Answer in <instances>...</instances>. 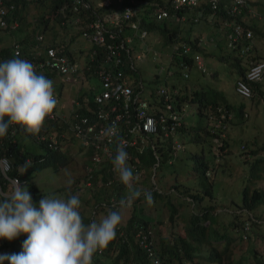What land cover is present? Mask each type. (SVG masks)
Instances as JSON below:
<instances>
[{
    "label": "clouds",
    "instance_id": "obj_1",
    "mask_svg": "<svg viewBox=\"0 0 264 264\" xmlns=\"http://www.w3.org/2000/svg\"><path fill=\"white\" fill-rule=\"evenodd\" d=\"M102 1L60 0L56 10L63 18L52 27L53 38L49 40L62 38L66 51L61 49L62 42L56 47L46 42L39 45L42 33H37L27 60L19 58L20 48L15 47L12 52L15 57L0 61V264H121V260L113 262L107 247L116 238L117 231L118 234L123 232L121 227L129 219L126 217L123 221V210L133 204L135 207L140 203L135 201L141 197L147 205H152L153 192L147 189L164 193L172 188L163 172L156 179V169L162 161L164 167L170 162L176 164L186 153L184 140L188 142L201 130L175 129L185 121L188 102L195 103L199 117L207 116L208 127H214L223 113L237 109L241 102L244 103V120L253 121L251 112L264 99L252 84L258 82L261 90L263 60L251 64L242 76H236L233 90L242 99L233 104L225 90L210 84L212 80L204 83L195 75L200 73L202 78H209L210 66L199 51L189 56L179 32L169 40H164L161 34L152 36L158 45L169 48L168 62L159 65L152 74V84L146 83L138 77V69L132 60V57L141 59L140 55L130 54L127 47V43L134 41L137 24L128 26L130 34L123 35L121 31L125 26L117 25L115 20L111 22L112 14L107 19L95 21L81 18L80 7L96 11L93 7L96 3H109V0ZM203 1L176 4L172 0V5L213 3L210 6L213 8L218 0ZM235 1L244 2L251 16L264 19L262 0ZM65 10L67 14H64ZM159 10L166 14L157 17ZM4 11H7L6 16L12 17V4ZM153 15L155 22L164 21L165 24H177L179 19L185 18L159 5L153 9ZM145 34L141 31L139 37L143 38ZM248 34L249 30L246 36ZM118 47L125 49L128 62L120 60ZM49 49L53 54L48 53ZM183 56L190 57L191 62ZM258 63H262L258 77L248 78L246 73ZM57 78H60L59 88H68V84L74 86L73 98L65 110L58 107L62 94L60 89L55 90ZM217 98H221L220 102ZM211 99L215 103L210 106ZM81 108L83 113L78 112ZM139 112L141 116L137 118ZM149 116L153 118L155 129L144 132L146 135H136L145 130L142 124ZM160 116L165 119L160 120ZM136 120L139 130L135 128ZM250 125L254 126V123ZM242 143L238 151H245L242 154L249 164L246 167L236 164L240 184L246 177L251 179L255 159ZM261 145L257 143L255 153L260 152ZM148 150L153 160L145 166V160L140 157ZM164 153H167L166 157ZM259 155L258 164L264 168V153ZM188 157L191 154L183 155L181 159ZM77 159H80L81 172L78 178L66 170L69 167L77 171L73 164ZM240 168H248V171ZM145 169L149 171L147 175ZM37 173L39 179L45 181H59V174H64L66 184L50 189L32 179ZM51 173L53 177L48 180L47 174ZM139 180L148 181L150 186L141 187ZM253 180L264 190V178ZM248 187L251 190V182L247 186L250 191ZM117 188H120L119 195L115 194ZM65 195L69 196L64 198ZM84 202L89 204L91 213L84 210ZM84 219H87L86 223ZM262 219L264 217L258 218L259 222ZM132 225L138 227L133 233L129 230L133 240L145 249L147 259L158 264V249L154 247L152 251L146 243V240L153 242L154 233L141 229L140 223ZM105 253L109 255L107 259ZM182 256L181 264H194L187 256ZM226 261L223 256L220 262L213 264H226Z\"/></svg>",
    "mask_w": 264,
    "mask_h": 264
},
{
    "label": "trees",
    "instance_id": "obj_2",
    "mask_svg": "<svg viewBox=\"0 0 264 264\" xmlns=\"http://www.w3.org/2000/svg\"><path fill=\"white\" fill-rule=\"evenodd\" d=\"M262 1L264 2V0ZM59 3L60 0H2L0 7L9 10V4H12L14 14L11 17L6 16L7 11L3 13L5 19L9 21L6 22L5 26L0 27V61H4L6 57H8V60L12 59L14 56L12 52L15 47L20 48L19 58L27 60L29 51L33 50L35 46L34 36L37 33H42V42L39 45L46 42L47 45L50 43L56 47L62 42L61 49L66 51L67 47L62 38L59 41L49 40L53 38L51 34L52 27L63 18L62 13L56 10ZM158 5L166 8L169 12L176 13L178 16H185V18L179 19L177 24L167 23V25L164 21L155 22L153 9ZM211 5L212 3L200 6H173L172 0H109L107 4L100 5L96 3L93 6L96 11L80 7V15L81 18H86L87 21H95L107 19L112 14L117 23L125 26L121 31L123 35L130 34V27L128 26L131 25V22L136 23L137 29L134 31V41L127 43V47L130 54L133 52L138 53L142 61L146 60L144 59L145 51L149 46L151 47L149 37L154 34H161L164 40H169L179 32L181 42L187 45L189 56L199 51L204 58L207 55L210 56L209 50H212L215 46L220 50L225 45L226 47H232L229 49L235 51L236 55L232 57L226 55L224 60L228 61L237 70V75L240 77L251 64L260 60L264 61V54L259 53L257 50V47L264 45V19L251 16L244 2L218 0L213 8H210ZM126 6L129 7L130 15L124 19L118 15V12H122ZM64 14H67V10ZM193 16H196V20H193ZM13 22H16V24L11 27ZM241 29L242 31L239 32ZM205 30L210 32L204 36L203 32ZM248 30L249 34L246 36ZM141 31L146 32L143 38L139 37ZM130 36L132 37V34ZM207 38L211 41L208 42ZM258 39H261V41H257ZM117 49L120 52V60L128 62L125 49L123 47ZM217 55L218 58L223 59V53L220 52ZM183 58L187 59L188 63L191 62L190 57L185 58L183 56ZM134 59L132 57L133 61ZM138 77L142 79L139 70ZM252 84L255 91L262 93L264 98V92L259 89L258 82ZM214 103L215 100L211 99L210 106ZM243 106L244 103L241 102L237 109L223 113L214 127L212 125L207 126L209 120L206 115L199 117L200 120L198 121H182L181 126L175 127V129L181 131L189 127V132L191 129L201 128L188 141L191 144H198V147L196 150L183 153V155L191 154L189 159H181L182 155L176 161V164L167 163L166 167H168L171 177L169 187H172L173 190L164 193L151 189L147 190L153 192L154 203L157 200H163L164 206L168 209L169 218L177 214L184 221L182 225L183 233L176 234L173 243L169 245L165 243L167 241L165 235L160 233V224L157 225L156 223L157 220L161 221V219L154 220L144 215L141 218L131 217L121 227V229H124L123 232L118 234L117 231L116 238L107 247L108 251L112 246L114 247V253L109 254L113 262L121 260V264H153L150 259H147L145 249L139 246L129 233V230L133 233L138 228L132 225L137 222L143 225L141 229L150 230L157 237L158 241L155 240L153 235V242L146 240V243L152 251L154 247L158 249V264H181L182 254L187 256L189 261L194 264H213L214 261L220 262L223 256L226 257V264H264V261L258 257L261 256L264 259V241L262 243V240L257 237L264 236V231L263 229L257 230L254 228L261 226L258 218H262L260 215L264 211V190L257 181L253 180L264 178V168L258 164L261 156L259 153H255L256 148L246 150L247 153L255 155L252 163L254 169L250 179L252 180L250 191L247 190V185L239 186L238 199H236L237 197L229 192L230 185L228 192L224 195H219L218 187L216 189L213 187L216 170L220 166L219 159H217L219 154H221L226 164H230L226 158V155L233 154L228 153L230 151L228 146L232 138L229 135L228 127L237 122H245ZM78 112L83 113L84 109H78ZM258 118L264 122V116ZM207 128H211L213 131ZM17 130H20V128ZM212 137L217 138L221 144L216 146L212 142L213 140L211 141ZM244 144L246 145L245 142ZM244 144L242 143V147H245ZM164 155L166 157L167 153H164ZM140 159L145 160V166L149 165L153 160L150 150L142 153ZM148 172L145 169L146 175ZM180 175H187V179L179 181ZM139 182L141 187L150 186L148 181L139 180ZM238 183H240L239 179ZM119 192L120 188H117L115 194L119 195ZM68 196L65 195L64 198ZM135 202L147 205L143 197ZM228 202L229 207L234 206L233 209H229L224 205ZM153 204L150 206H153ZM152 211L156 212L155 209ZM84 222L86 223L87 219H84ZM253 234L256 237L255 241L259 242L261 247L258 253L253 243H250ZM235 236L237 243L244 239L247 241V246L243 252H240L236 257H232L230 243H233ZM180 250H182V254L179 252ZM109 255L105 253L104 258L107 259Z\"/></svg>",
    "mask_w": 264,
    "mask_h": 264
},
{
    "label": "rangeland",
    "instance_id": "obj_3",
    "mask_svg": "<svg viewBox=\"0 0 264 264\" xmlns=\"http://www.w3.org/2000/svg\"><path fill=\"white\" fill-rule=\"evenodd\" d=\"M209 32H210L209 30L208 31L205 30L203 32V35L205 36ZM149 41H150L151 47L144 53V58L146 60L142 61V59H134V63L137 69L140 71L143 80L146 83L152 84L153 83V80L151 79L152 74L158 69L159 65L164 66L168 62L167 53L169 51V48L167 46L158 45L154 41V38L152 36L149 37ZM207 41L210 42L211 40L207 38ZM257 41H261V39H258ZM257 48H258L257 50L259 53L264 54V45L263 46L261 45ZM209 51H210V56L207 55L204 57V62L208 66L211 67V68L209 67V70H211V72L209 73V78L208 76H203L204 78H202L200 76L201 75L200 73H196L195 75L201 78V81H203L204 83H206L205 81L207 80H212L213 82H211L210 84L221 90L222 89L225 90V94L228 97V99L233 104H236L237 101H240L242 99V97L236 94L233 90V81L237 76V70L228 61L224 60L226 59V55H229L232 57L233 55H236V52L226 47V45L225 47H223L222 50H220L218 47L215 46L212 50H209ZM220 52L224 54L223 59L217 57V54ZM162 77H163V73L160 75L158 83L161 81ZM215 78L217 79L214 80ZM169 79L172 80L171 74L169 76ZM59 85H60V78H57L55 80V90L58 91L60 89L61 94H62V98L60 99L58 103V107L62 110H65L69 108L68 102H71L73 98L74 86L68 84V88H66L65 86H61V88H59ZM260 88L264 92V71L262 74V80L260 82ZM76 94H79V92L77 91ZM220 100L221 98L216 99V101L218 102H220ZM243 101L246 102L247 100H243ZM260 108H261V114H260ZM185 111L188 112L187 116H185L186 122L200 120L199 114L195 111V103L188 102V105L185 107ZM258 115L262 117L264 116V99L262 100V102L259 101L257 108H255L251 112V118H255L253 121H249L247 119L242 124L237 122L231 125L230 127H228L230 131L229 135L232 136V138L230 139L231 143L228 146V149L230 150L228 153H233V154L226 155V158L230 162L229 165L223 161L221 154H219V157L217 158L219 159L220 166H218V169L216 170V177L214 180L213 187L215 189L218 187L217 191L219 195L226 194L228 192V187L230 185L229 192L233 193L237 197L239 194V186H244V185L249 186L250 185V182H251L250 178H247V177L244 178V182L241 185L240 183H238V167L236 166V164L239 163L243 167H246V165L249 164L248 162H246L248 160L246 159L245 155L242 154L243 152L238 151L240 147V143H242L243 140L247 145V149L257 146V143L262 144L261 146H259V149H260L259 153H264V142H262V139L264 138V124H263L264 122H262V120L257 117ZM251 123H254V126H251L250 125ZM211 141L214 142L216 146L221 144V142L217 138H211ZM184 144H185L184 151H186V153L190 152L191 150H196V148L198 147V144H191L187 142L186 140H184ZM27 145L29 148H31L28 142H27ZM69 150L74 151L75 149L70 148ZM198 152L200 153V150ZM204 153H207V152H204ZM207 154L209 155L210 153H207ZM187 159H189V157ZM88 162H89V159L87 158V163ZM73 164H74V167L77 168V171L73 169L70 170L69 167H67L66 170L70 172L72 177L77 176L78 178L81 176V172L78 167L80 166V159H77L76 161H74ZM262 166L264 167V163H262ZM241 170L248 171V168L246 169L242 168ZM62 171L63 170L60 168L59 173H61ZM161 172L164 173L163 176H165L166 180L170 181V178H171L170 173L168 171V168L164 167L163 162L160 163V165L156 169V179L158 177V174L160 175ZM242 174H246V172H243ZM47 177H48V180L51 179L53 177V173L47 174ZM63 178H66L65 175L59 174V181H57L56 179L45 181V180L39 179L38 173L35 176H32V179L35 180L36 183L40 185H47L49 186L50 189L57 186L58 184H66V182L63 181ZM182 179L183 180L187 179V175H180L178 180L181 181ZM248 189L250 190V187H248ZM171 190H173V188H168L167 191H171ZM86 195L87 194H85V196ZM236 199H238V197ZM224 205L229 207V202L224 203ZM83 208L84 210H87L89 211V213H91L90 206L89 204H87V202H84ZM153 209H155L156 212L152 211ZM167 212H168V209L166 208V206H164L163 200L155 201L153 206H150V207L145 205L144 203H136L135 207L133 204L131 208H127L123 210V221L124 219H126V217L141 218L142 215L150 219H154V220L161 219V221L157 220L156 223L157 225L160 224L161 226L160 233L165 235L166 237L167 241H165V243L171 245L173 243L175 235L178 233H181V234L183 233L182 225L184 221L177 214H174L172 218H169ZM102 216L103 215H101V217ZM260 216L264 217V211L263 213H261ZM263 221L259 222L262 227L259 226V227H254V228L257 230L263 229L264 231ZM154 237H155V240L158 241L155 235ZM257 237L259 240H262V243H263L264 236H257ZM255 239L256 237L253 234V237L250 243H253L258 253L261 247L259 246V242L255 241ZM230 246L232 247L231 256L236 257L240 252H243V250L246 248L247 241L242 239L239 241V243H237L236 236H235L234 241L233 243H230ZM113 248H114L113 246L110 248V250L108 251L109 254L114 253Z\"/></svg>",
    "mask_w": 264,
    "mask_h": 264
},
{
    "label": "built area",
    "instance_id": "obj_4",
    "mask_svg": "<svg viewBox=\"0 0 264 264\" xmlns=\"http://www.w3.org/2000/svg\"><path fill=\"white\" fill-rule=\"evenodd\" d=\"M108 0H103L102 1V3H105V2H107ZM195 0H175V2H176V4H182V3H188V2H194ZM84 5H87V3H83ZM214 4L212 3V6H213ZM73 8H75V6H73ZM5 11H4V9H2V8H0V26H5L6 25V22H7V20L4 18V15H3V13H4ZM166 14V12L164 11V10H159V11H157V13H156V15H157V17H161V16H164ZM118 15H120L122 18H124V19H126V18H128L129 17V15H130V10H129V7L128 6H126L125 8H123V11L122 12H118ZM114 17H113V19L111 20V22H114ZM116 21V20H115ZM15 24H16V22H13L12 23V25H11V27H13V26H15ZM116 24L117 25H120V23H117L116 22ZM136 25V23H134V22H131V26H135ZM48 53L49 54H53V51L52 50H48ZM261 66H262V63H258V64H256V65H253L250 69H249V71L246 73V76L248 77V78H256V77H258V75H259V72H260V69H261ZM141 116V112H139L137 115H136V117L137 118H139ZM171 117H173V116H171ZM153 118L152 117H146V121L142 124V126L145 128V130L144 131H139V132H137L136 133V135H146L144 132H148V131H152V130H154L155 129V124L153 123V120H152ZM165 119V117L164 116H160V120H164ZM136 123H137V125H136V129L137 130H139L140 128H139V122H138V120H136ZM172 126H170V128H171Z\"/></svg>",
    "mask_w": 264,
    "mask_h": 264
}]
</instances>
